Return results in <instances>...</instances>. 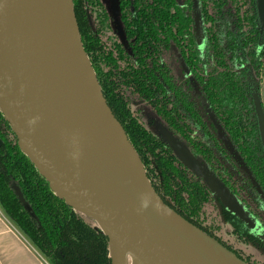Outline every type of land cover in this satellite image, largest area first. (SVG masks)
I'll list each match as a JSON object with an SVG mask.
<instances>
[{
  "label": "trees",
  "instance_id": "1",
  "mask_svg": "<svg viewBox=\"0 0 264 264\" xmlns=\"http://www.w3.org/2000/svg\"><path fill=\"white\" fill-rule=\"evenodd\" d=\"M117 5L121 31L104 0H72L84 54L148 182L239 263L264 264V150L249 82L252 75L260 94L264 31L255 0H199L201 44L192 0ZM147 112L208 168L251 224L150 130ZM0 139V207L14 225L51 264H111L107 235L50 188L1 108Z\"/></svg>",
  "mask_w": 264,
  "mask_h": 264
},
{
  "label": "water",
  "instance_id": "2",
  "mask_svg": "<svg viewBox=\"0 0 264 264\" xmlns=\"http://www.w3.org/2000/svg\"><path fill=\"white\" fill-rule=\"evenodd\" d=\"M40 1L0 0V108L17 135L20 148L48 179L50 188L66 204L99 224L109 239L111 264H128L127 250L131 253L130 264H241L166 206L148 182L119 123L124 144L133 150L142 169L138 174L140 180L157 201L144 195L121 174L122 167L114 159L101 155L85 138L63 124L58 112L59 101H54L43 81L47 74L53 78L47 72L45 61L50 47L43 46V37L37 34L41 26ZM68 4L77 48L90 67L76 26L72 0ZM192 6L195 35L201 44L199 0H192ZM255 8L262 33L264 0H255ZM94 80L98 86L95 76ZM249 82L264 150V109L252 75ZM98 90L102 96L99 86ZM102 99L111 113L103 96ZM210 184L228 209L251 224L226 189ZM15 191L24 203L20 190Z\"/></svg>",
  "mask_w": 264,
  "mask_h": 264
},
{
  "label": "bare ground",
  "instance_id": "3",
  "mask_svg": "<svg viewBox=\"0 0 264 264\" xmlns=\"http://www.w3.org/2000/svg\"><path fill=\"white\" fill-rule=\"evenodd\" d=\"M68 1H40L41 26L37 34L43 37L42 45L50 47L49 56L45 55L46 65L50 62L58 72L55 83L48 74L43 77L46 89L54 101H59L58 112L63 124L85 138L100 154L114 159L122 167L118 168L121 174L144 195L157 201L151 190L140 180L134 161L128 157L124 148L122 130L104 105L93 73L79 53ZM48 58L52 59L48 61ZM130 254L127 250L126 255L129 257Z\"/></svg>",
  "mask_w": 264,
  "mask_h": 264
},
{
  "label": "rangeland",
  "instance_id": "4",
  "mask_svg": "<svg viewBox=\"0 0 264 264\" xmlns=\"http://www.w3.org/2000/svg\"><path fill=\"white\" fill-rule=\"evenodd\" d=\"M118 0H104V4L107 8V11L110 16L112 27L117 30L121 31V23L119 20V11H118ZM47 56L48 53H46ZM51 56V55H50ZM48 58V61H50ZM174 59V58H173ZM47 72L51 74V77L55 81L57 79L56 74H58L56 67L51 66L50 62H48V65L46 66ZM53 68V69H52ZM55 70V72H54ZM260 99L263 105L264 109V74L261 76V89H260ZM150 118L151 124L149 125L150 130L160 139H162L164 142H166L174 151L178 159H180L191 171H193L195 174L200 175L204 177V179L210 184V182H213L216 187H218L220 190L224 191V187L211 175L208 168L195 156H193L189 151L186 149V147L173 135L171 134L167 128L164 126V124L153 114L147 112V116ZM125 150L129 158H131L134 161V165L137 170V174L141 173L142 169L139 165V162H137L136 155L134 154L133 150L129 148V146L125 143ZM211 185V184H210ZM43 259L46 260L48 263V259L42 254ZM130 258L128 257V264H130ZM51 264V263H50Z\"/></svg>",
  "mask_w": 264,
  "mask_h": 264
},
{
  "label": "crops",
  "instance_id": "5",
  "mask_svg": "<svg viewBox=\"0 0 264 264\" xmlns=\"http://www.w3.org/2000/svg\"><path fill=\"white\" fill-rule=\"evenodd\" d=\"M43 256L0 207V264H44Z\"/></svg>",
  "mask_w": 264,
  "mask_h": 264
},
{
  "label": "built area",
  "instance_id": "6",
  "mask_svg": "<svg viewBox=\"0 0 264 264\" xmlns=\"http://www.w3.org/2000/svg\"><path fill=\"white\" fill-rule=\"evenodd\" d=\"M44 262H45L44 264H50V263H48L46 260H44Z\"/></svg>",
  "mask_w": 264,
  "mask_h": 264
},
{
  "label": "flooded vegetation",
  "instance_id": "7",
  "mask_svg": "<svg viewBox=\"0 0 264 264\" xmlns=\"http://www.w3.org/2000/svg\"><path fill=\"white\" fill-rule=\"evenodd\" d=\"M225 189V188H224Z\"/></svg>",
  "mask_w": 264,
  "mask_h": 264
}]
</instances>
